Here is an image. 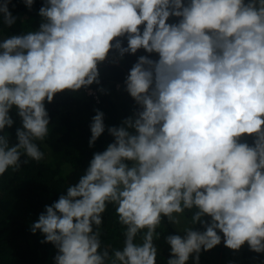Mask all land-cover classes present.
Listing matches in <instances>:
<instances>
[{"label":"clouds","instance_id":"obj_1","mask_svg":"<svg viewBox=\"0 0 264 264\" xmlns=\"http://www.w3.org/2000/svg\"><path fill=\"white\" fill-rule=\"evenodd\" d=\"M10 3L0 0L7 28ZM37 14L38 29L0 38V176L45 159L46 103L146 53L123 80L130 114L106 126L94 110L89 147L105 131L111 142L30 225L53 264H157V228L193 209L163 237L166 264H199L221 242L264 254V0H43ZM109 205L124 227L111 254L100 231Z\"/></svg>","mask_w":264,"mask_h":264},{"label":"trees","instance_id":"obj_2","mask_svg":"<svg viewBox=\"0 0 264 264\" xmlns=\"http://www.w3.org/2000/svg\"><path fill=\"white\" fill-rule=\"evenodd\" d=\"M42 3L43 0H34L29 10L23 0H11L9 9L18 19L11 28L0 25V38L38 29L40 17L37 13ZM124 43L126 45V41ZM144 54L141 49L135 55L125 54L115 65L106 62L100 66L99 86L93 84L88 90L82 89L76 93L64 91L57 94L51 103H46L50 126L49 134L41 145L45 159L40 162L29 160L19 171L9 169L0 176V264H53L56 250L50 243H40L43 236L39 232L32 234L30 225L44 210V205L51 204L68 184H73L71 180L74 176L83 174L93 152L102 151L111 142L112 137L105 131L95 146L89 147V124L95 115L94 110L104 112L106 126L118 125L123 117L130 114L134 101L124 91L122 82L137 56ZM151 55L155 58V54ZM98 87L107 89V93L98 92ZM10 115L15 123L6 131L10 143H16L15 129L20 126V120L15 109ZM70 169L72 171L68 173ZM194 211L186 210L180 224L185 227ZM176 227L181 230L184 228L180 225ZM176 227L165 219L157 228L160 236L155 241L158 248L157 264H166L169 246L163 237L176 233ZM100 231L102 247H108L110 254L113 249L122 248L124 227L116 222L111 205L104 213ZM187 264H192V261L189 260ZM199 264H264V254L249 250L247 243L234 251L221 242L208 251H202Z\"/></svg>","mask_w":264,"mask_h":264},{"label":"rangeland","instance_id":"obj_3","mask_svg":"<svg viewBox=\"0 0 264 264\" xmlns=\"http://www.w3.org/2000/svg\"><path fill=\"white\" fill-rule=\"evenodd\" d=\"M90 91V90H89ZM78 179H79V177L78 176H74L73 177V179L71 180V182L73 183V184H75L77 181H78ZM180 226H182V227H184V225L183 224H179ZM190 261H191V259H190Z\"/></svg>","mask_w":264,"mask_h":264},{"label":"built area","instance_id":"obj_4","mask_svg":"<svg viewBox=\"0 0 264 264\" xmlns=\"http://www.w3.org/2000/svg\"><path fill=\"white\" fill-rule=\"evenodd\" d=\"M126 75H127V74H126ZM126 75H125V76H126ZM124 78H125V77H124ZM122 83H123V82H122ZM119 84H120V83H118V85H119ZM89 92H91V90H90Z\"/></svg>","mask_w":264,"mask_h":264}]
</instances>
